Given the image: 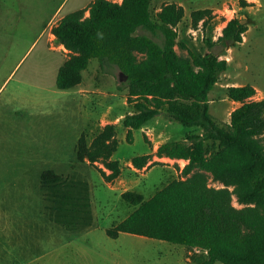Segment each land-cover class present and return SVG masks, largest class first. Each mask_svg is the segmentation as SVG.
I'll use <instances>...</instances> for the list:
<instances>
[{
	"label": "rangeland",
	"instance_id": "1",
	"mask_svg": "<svg viewBox=\"0 0 264 264\" xmlns=\"http://www.w3.org/2000/svg\"><path fill=\"white\" fill-rule=\"evenodd\" d=\"M91 1L0 0V207L31 243L36 240L38 251L45 253L33 264H194L189 260L193 250L184 245L125 232L111 238L106 233L134 210L122 199L123 192L134 190L149 198L168 182L185 178V163L159 158L154 146L184 139L190 132L200 134L202 129L171 121L162 110L143 128L134 130L132 142H128L123 118L134 108L128 102L127 89H120L124 82L120 69L97 59H91L77 87L61 90L56 86L57 71L69 54L51 28L62 15ZM171 2L185 10L176 27L178 40L185 46L178 45V53L212 51L228 61L227 70L208 95L212 118L227 128L231 111L239 106L229 99V86L251 84L259 89L254 98H264V0H152L153 12ZM200 8L212 9V17L206 25L200 20L195 27L191 13ZM233 17L248 27L243 41L216 44ZM138 32L151 35L141 28ZM83 88L90 91H80ZM107 123L116 124L119 145L113 158L122 167L113 181L103 177V171H110L101 162L76 157L79 136L86 132L90 141ZM146 153L151 154L149 163L135 168L131 158ZM50 168L88 181L94 215L91 227L68 231L51 220L40 187L42 171ZM209 184L223 186L212 179ZM233 204L243 206L235 196ZM11 245L0 217V264H5L1 258ZM12 250L10 262L17 264L24 257L19 256L16 245Z\"/></svg>",
	"mask_w": 264,
	"mask_h": 264
},
{
	"label": "trees",
	"instance_id": "2",
	"mask_svg": "<svg viewBox=\"0 0 264 264\" xmlns=\"http://www.w3.org/2000/svg\"><path fill=\"white\" fill-rule=\"evenodd\" d=\"M184 15L175 2L153 12L152 0H93L68 12L51 28L69 54L57 71L56 86L75 88L91 59H97L118 66L126 76L120 89H127L134 108L123 118L128 142L134 130L162 110L171 121L202 129L158 145V157L187 160L185 178L168 182L149 198L134 190L123 192L122 199L134 210L106 229L109 237L125 232L184 245L199 250L192 255L197 264H264V98H253L256 88L251 84L231 85L228 97L239 106L231 111L227 128L215 122L208 95L228 61L212 51L178 53L177 46H185L176 27ZM211 17L210 8L191 13L195 27ZM140 28L151 35L139 33ZM247 29L233 17L215 43H241ZM118 145L116 124L107 123L90 141L86 132L80 135L76 157L101 162L110 171H103V177L113 181L122 173L120 161L113 158ZM150 158L146 153L130 161L142 169ZM210 179L223 186H211ZM40 187L55 223L75 232L93 225L87 180L50 168L42 171ZM234 196L242 207L233 204Z\"/></svg>",
	"mask_w": 264,
	"mask_h": 264
},
{
	"label": "crops",
	"instance_id": "3",
	"mask_svg": "<svg viewBox=\"0 0 264 264\" xmlns=\"http://www.w3.org/2000/svg\"><path fill=\"white\" fill-rule=\"evenodd\" d=\"M121 1V0H119ZM181 5V4H179ZM78 8H81V7H78ZM77 9V8H76ZM88 14V13H87ZM63 16V15H62ZM61 16V17H62ZM55 24V23H54ZM248 30V29H247ZM247 32V31H246ZM85 71V70H84ZM84 76V75H83ZM83 81V80H82ZM77 87V86H76ZM255 87V86H254ZM256 88V92L259 90L258 87H255ZM80 91L82 92H89L90 90H87L86 88H83V89H80ZM254 98V97H253ZM255 99V98H254ZM234 102V101H233ZM237 107V106H236ZM80 137V136H79ZM79 139V138H78ZM78 141V140H77ZM167 141V140H166ZM165 142V141H163ZM161 142V143H163ZM160 143V144H161ZM158 144V145H160ZM158 145H155L154 146V150L153 152L155 151L156 152V149L158 147ZM161 159H172V158H169V157H159ZM173 160H178V161H183V163H187V160L185 159H179V158H173ZM184 167V166H183ZM1 179V178H0ZM3 182V181H2ZM0 182V184L2 183ZM0 217L2 218V220L4 221L7 229H8V232H9V237L11 239V242L13 245L11 246H7V250L5 252V254L2 256V261L5 263V264H11V257H12V253H13V246L16 245L17 249L19 250L18 251V254L19 256H23L24 258H19L20 260L18 261L17 264H33V263H36L40 258H42L45 253L44 252H41V251H38L37 247H35V243H36V240H35V237L32 236V238L35 240V243H31L27 237H25V235H23L19 229L16 228V226L14 225L12 219L10 218V216L8 215V212L4 211L1 207H0ZM13 223V224H12ZM37 245V244H36ZM12 247V249H11ZM195 252H199V250L197 249H194L193 250V253L191 255H193ZM191 261L194 262V264H197L196 261L193 260L192 256H191V259H189Z\"/></svg>",
	"mask_w": 264,
	"mask_h": 264
},
{
	"label": "water",
	"instance_id": "4",
	"mask_svg": "<svg viewBox=\"0 0 264 264\" xmlns=\"http://www.w3.org/2000/svg\"><path fill=\"white\" fill-rule=\"evenodd\" d=\"M125 79H126V76L124 74H121L120 80H125Z\"/></svg>",
	"mask_w": 264,
	"mask_h": 264
}]
</instances>
